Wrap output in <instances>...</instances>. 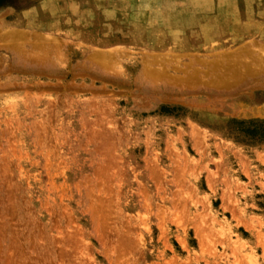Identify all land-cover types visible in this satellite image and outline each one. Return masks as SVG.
I'll use <instances>...</instances> for the list:
<instances>
[{
  "label": "rangeland",
  "instance_id": "1",
  "mask_svg": "<svg viewBox=\"0 0 264 264\" xmlns=\"http://www.w3.org/2000/svg\"><path fill=\"white\" fill-rule=\"evenodd\" d=\"M264 0H0V264H264Z\"/></svg>",
  "mask_w": 264,
  "mask_h": 264
},
{
  "label": "trees",
  "instance_id": "2",
  "mask_svg": "<svg viewBox=\"0 0 264 264\" xmlns=\"http://www.w3.org/2000/svg\"><path fill=\"white\" fill-rule=\"evenodd\" d=\"M236 130H238L243 136L240 140L243 142H264V120H249L237 122Z\"/></svg>",
  "mask_w": 264,
  "mask_h": 264
}]
</instances>
